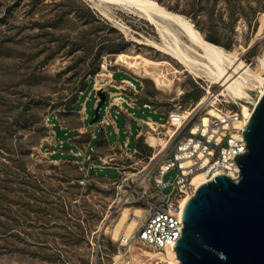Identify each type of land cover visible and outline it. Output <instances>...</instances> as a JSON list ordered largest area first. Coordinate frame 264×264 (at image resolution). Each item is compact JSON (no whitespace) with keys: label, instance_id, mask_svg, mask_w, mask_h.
Masks as SVG:
<instances>
[{"label":"rangeland","instance_id":"rangeland-1","mask_svg":"<svg viewBox=\"0 0 264 264\" xmlns=\"http://www.w3.org/2000/svg\"><path fill=\"white\" fill-rule=\"evenodd\" d=\"M161 1L197 27L214 31L222 46L237 48L239 56L247 58L248 64L253 62L250 66L264 76L259 59H264L261 33L264 0H214L215 3L201 0L199 8L194 10L196 0ZM97 3L96 0H0V264H164L159 262V252L131 244L144 217V208L125 204L113 214L111 204L116 188L107 179L117 178L119 170L113 166L93 167L89 176L96 179L81 183L83 173L79 163L50 153L48 140L52 128L47 118L50 116L58 131L57 118L69 128L79 126L82 121L78 104L83 100V107L89 97L85 122L89 126L95 113L91 90L106 57L110 69L128 72H117L116 80L136 76L144 83L138 95L140 99L149 100L163 112L136 110L131 123L129 150L132 152L139 117L150 116L166 124L171 111L195 107L206 96L209 81L183 71L181 63L154 47L131 40L146 37L158 40L153 24L141 15L115 3H109L110 9L101 6L106 10L102 12ZM119 23L127 24L130 31H122ZM121 52L171 61L172 66H164L171 77L169 89L160 90L153 80L118 64ZM173 67L182 72H174ZM108 74L111 76V71ZM139 80L135 81L137 87L141 85ZM179 88L182 94H178ZM211 88L220 92V98L233 102L230 96L223 95L221 84H213ZM108 100L109 92L106 103ZM204 105L195 111L198 117L211 108L210 105L203 108ZM226 106L236 108L233 103ZM103 112L104 105L100 115ZM118 121L120 135L108 127L107 137L112 144L126 139L123 117ZM159 129L165 131L163 127ZM142 130H149L147 124H142ZM64 133L60 130L62 136L74 134L69 130ZM95 134L91 140L93 147L101 139L97 127ZM177 134L166 153L175 150ZM157 136L169 139L164 133ZM76 143L84 147L87 142L82 137ZM156 150L141 135L137 152L122 162L150 168L153 160L150 162L147 156ZM108 152L107 144L97 148L98 155ZM175 173L170 170L166 178L173 180ZM171 189L168 186L164 192ZM106 223L109 229L104 231ZM121 245L130 246L131 252L123 254ZM116 255L120 256L119 261Z\"/></svg>","mask_w":264,"mask_h":264},{"label":"built area","instance_id":"built-area-1","mask_svg":"<svg viewBox=\"0 0 264 264\" xmlns=\"http://www.w3.org/2000/svg\"><path fill=\"white\" fill-rule=\"evenodd\" d=\"M244 61L246 62L247 58H244ZM252 63L250 62L249 65ZM110 66L105 57L94 78L95 82L91 92L95 93L97 101L100 99L96 94L98 89L102 88L107 93V89L101 84L98 85V82L103 83L104 79L109 78L107 75L102 76L101 72L111 71L112 74ZM98 76L100 77L97 78ZM132 76L139 80L136 76ZM136 80L121 79L115 92L108 91L109 100L107 103L104 102V112L100 115L97 123H109L117 119V114L111 115L113 106L118 108L117 113L121 109V104L127 101L133 107H140L138 95L144 88V83L139 80L141 85L137 87ZM211 87L205 88L207 102L203 108L210 105L216 109L217 113L212 114L210 121L205 124L202 116L198 117L197 112L190 116H184L181 109L171 111L167 123L175 126L176 134L178 133L179 136L175 150L168 154L166 148L155 159V152L147 156L150 162L153 160L150 168H146L145 165L142 168H137L134 163L123 165L114 156L101 159L102 165L115 166L121 171L119 177L108 180L116 188L115 199L111 204L113 214L118 213L121 206L125 204L134 206L136 204L145 210L144 217L131 240V244L134 246L161 250L174 249L173 244L181 237L180 229L184 227L182 214L185 200L189 195L190 197L195 195L197 190L193 183L194 177L198 173H202L211 180L219 174L232 177V173L240 171L235 158L237 154L248 150L243 135L246 120L243 121L244 116L237 103L229 101L224 96H222L224 98H218L216 94L219 91L214 92ZM210 88L212 91H209ZM226 103H233L237 109L228 108ZM142 107L153 108L150 102H144ZM47 122L52 128L54 124L50 116L47 118ZM150 123L155 126L152 128L156 135L164 133L165 136H169L166 131L159 129L165 123L149 116L142 124L150 125ZM176 123L180 125L177 126ZM196 123H199L197 127H195ZM152 147L155 148V146ZM87 159L91 161V156H87ZM130 167L135 168V171L128 170ZM172 169L176 173L173 180H169L166 178V174ZM80 170L83 173L81 183L87 184L95 180L94 177L89 176V166L81 163ZM168 186H171L172 189L169 193H165L164 189ZM121 246L124 247L123 254L131 252L128 245Z\"/></svg>","mask_w":264,"mask_h":264},{"label":"water","instance_id":"water-1","mask_svg":"<svg viewBox=\"0 0 264 264\" xmlns=\"http://www.w3.org/2000/svg\"><path fill=\"white\" fill-rule=\"evenodd\" d=\"M90 120L94 124L107 93ZM246 150L236 155L234 179L219 174L201 184L183 208L181 237L173 247L175 264H264V94L243 129Z\"/></svg>","mask_w":264,"mask_h":264},{"label":"bare ground","instance_id":"bare-ground-1","mask_svg":"<svg viewBox=\"0 0 264 264\" xmlns=\"http://www.w3.org/2000/svg\"><path fill=\"white\" fill-rule=\"evenodd\" d=\"M96 1L100 8L105 5L106 8L110 9L111 5L109 3H115L124 10H128L131 13H138L139 16L141 15L143 18L151 22L158 33V40L149 37H146L145 40L134 37L135 39L131 40L154 47L163 54L177 60L184 67L183 71H187L197 77L206 78L209 81L208 86H212L216 83L221 84V86L224 87L222 91L223 95L230 96L233 99V102L240 106L244 116L243 121L245 119L247 123L250 114L264 94V76L257 73L258 71H255L239 56L237 48L230 50L220 44L210 41L189 18L183 14L168 9L157 0ZM97 4L96 6H98ZM103 10L105 9L102 8V12ZM126 25L125 23H119V28L128 33L130 27ZM261 29V33L264 34V25ZM262 58L259 57L264 66V59ZM116 62L127 67L133 72V74L135 73L143 78H149L151 81L153 80L156 87L160 90L166 91L170 87L171 77H169L168 72L165 71L166 69H164V66L167 64L172 66V63L167 59H154L144 54L121 52ZM173 68L176 73L182 72V70L177 67ZM175 76L179 78L177 74ZM259 86L260 88H258ZM209 91H211V88ZM182 93L183 91L179 88L178 94ZM219 94L220 92L216 94L218 95V98H220ZM206 102L207 96H204L198 101L195 107L183 109L184 116L192 115ZM216 113V109L211 107L206 114L202 116L205 124L210 121L211 115ZM176 125L179 126L180 124L176 123ZM198 125L199 123H196L195 127ZM147 126L149 130L145 131L144 136L147 138L146 140L151 146L157 148L155 151V159L161 152L169 147V143L173 141L176 135V129L173 124H164L163 128L167 134H169V139L163 140L162 137L157 136L154 132V129L152 128L154 125L152 123ZM231 176L236 179L239 177V172H234ZM159 178H161V176H159ZM208 181L209 178L206 177L205 174L198 173L194 177L193 183L195 187L198 188L201 184ZM189 197L190 195L186 198L185 203ZM108 229L109 225L106 223L104 231H107ZM153 250L160 253L158 255L159 262H163L164 264H175L181 261L180 258L177 257L176 251L173 248H168L166 250L156 248ZM146 254L152 256L155 255V253L151 252H146Z\"/></svg>","mask_w":264,"mask_h":264},{"label":"crops","instance_id":"crops-1","mask_svg":"<svg viewBox=\"0 0 264 264\" xmlns=\"http://www.w3.org/2000/svg\"><path fill=\"white\" fill-rule=\"evenodd\" d=\"M125 72L128 73L124 70L121 69H112V74L111 76H109V72H101L102 74H105L107 76H109V78L104 79V82L101 84L105 89H107V92H115V88L116 86L120 85V80H116L115 74L117 72ZM122 79H128V80H136V78H122ZM137 81V80H136ZM113 88V89H112ZM92 95L95 97V94L92 93ZM89 97L85 100V104L82 107L79 106L80 108L78 109V112L81 113V124L79 126L76 127H67L64 126L63 124H61L60 120L57 118L58 120V124H59V129L61 131H64L65 135H66V130L69 131H73V135L70 136L68 135L66 136H62L60 135V130L58 131L55 127L54 121L53 122V127L51 129V133H50V138H49V151L50 153H54L53 156L60 158V157H69V158H73V160L79 164L84 163L85 165L89 166L90 169L93 167H107L106 165H102L101 163V159L102 158H107L110 156H114V158L116 160H120L119 163L123 164V165H128L125 164L122 161L128 160L132 155H134L137 152L138 149V140L140 138L141 135H144V131L142 130V123L144 120H146L147 118H143V117H139L137 120V125H138V130L135 133V141H136V146L134 148V150L131 152L129 150V145H130V134L132 132V121L135 120V115H136V110H140L142 112H144V109H148V110H153L154 112H162L159 111L156 107H154L152 109L149 108H143L142 105L144 102H149V100H143L140 99V97L138 96V103L140 107H133L131 104H129V102L127 101L126 103L121 104V109L120 111L117 113L118 108L116 106H113L111 109V115H116L117 114V119L113 120L109 123H94V124H90L89 122V126L88 124H86V120H87V101H88ZM83 102V100H82ZM97 103V98L95 97V101H94V106ZM163 113V112H162ZM123 117V128H124V132L126 133V139L121 142L119 140L115 141L113 144L109 142L108 137H107V131H108V127H113L115 132L117 133V135H120V124H119V119ZM99 128L101 131V139L100 141L93 147L91 145V140L93 138H95L96 134H95V128ZM140 131H142L140 133ZM85 137V142L86 145L84 147H80L77 143L76 140L79 138ZM62 142V143H61ZM108 145L109 147V152L105 153L103 155L101 154H97V148H100L102 145ZM125 144H127L125 146ZM91 151V152H90ZM87 156H91V161H89L87 159ZM115 167V166H113ZM116 169H118L117 167H115ZM119 170V169H118ZM120 175H121V171L119 170ZM119 175V176H120ZM118 176V177H119ZM96 179V178H95ZM109 180V179H107Z\"/></svg>","mask_w":264,"mask_h":264},{"label":"trees","instance_id":"trees-1","mask_svg":"<svg viewBox=\"0 0 264 264\" xmlns=\"http://www.w3.org/2000/svg\"><path fill=\"white\" fill-rule=\"evenodd\" d=\"M160 3H163L161 0H158ZM200 1L201 0H196V2H194L193 3V10L195 9V8H199V4H200ZM213 2L215 3V1L213 0ZM170 8V7H169ZM211 10H214V6L213 7H211ZM196 24V23H195ZM197 25V24H196ZM198 26V25H197ZM199 28V27H198ZM201 31H202V33L204 34V36L207 38V39H209L210 41H212V42H214V43H217V44H220V41H219V38L214 34V31H211V30H209V31H205L203 28H199ZM221 45V44H220ZM228 49H231V48H228ZM98 72V71H97ZM84 95H86L85 94V92L83 93ZM81 104H82V100H80V102H79V104H78V106H81ZM163 122V121H162Z\"/></svg>","mask_w":264,"mask_h":264}]
</instances>
